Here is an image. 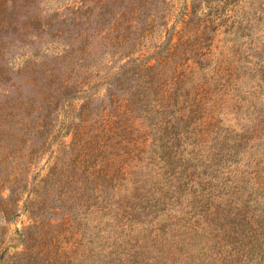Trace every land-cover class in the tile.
Masks as SVG:
<instances>
[{"label": "rangeland", "instance_id": "obj_1", "mask_svg": "<svg viewBox=\"0 0 264 264\" xmlns=\"http://www.w3.org/2000/svg\"><path fill=\"white\" fill-rule=\"evenodd\" d=\"M0 264H264V0H0Z\"/></svg>", "mask_w": 264, "mask_h": 264}, {"label": "trees", "instance_id": "obj_2", "mask_svg": "<svg viewBox=\"0 0 264 264\" xmlns=\"http://www.w3.org/2000/svg\"><path fill=\"white\" fill-rule=\"evenodd\" d=\"M185 5H186V3H185ZM86 147H87L88 149H90L89 146H86ZM95 147H96V146H93V145H92L90 150L95 149ZM20 234H21V238H22L23 241H24V236H25V235H24L23 233H20Z\"/></svg>", "mask_w": 264, "mask_h": 264}]
</instances>
